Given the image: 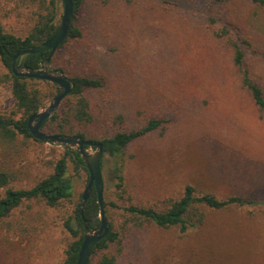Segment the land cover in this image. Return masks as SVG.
Listing matches in <instances>:
<instances>
[{
  "label": "rangeland",
  "instance_id": "1",
  "mask_svg": "<svg viewBox=\"0 0 264 264\" xmlns=\"http://www.w3.org/2000/svg\"><path fill=\"white\" fill-rule=\"evenodd\" d=\"M50 2L0 0V24L25 36ZM54 2L60 24L63 2ZM226 22L232 34L258 43L254 51L264 50V6L250 0H84L76 20L81 36L53 55L50 69L101 78L104 84L86 90L92 122L72 119L61 127L58 121L47 132L81 131L102 139L141 128L151 118L170 120L128 145L123 189L115 159L103 157L107 217L116 231L129 229L122 250L111 247L119 264H264V203L208 210L204 223L186 233L148 223L137 227L124 209L131 203L162 209L187 184L196 194L264 200V113L222 45L219 31ZM251 57L264 73V58ZM37 86L47 94L44 108L57 85L42 80ZM74 103L75 96L68 95L57 111L64 116ZM0 110L20 116L14 114L10 84L0 85ZM65 150L22 135L0 141V171L12 175L0 187V198L8 188H28L51 174ZM68 171L74 181L70 200L57 207L27 201L0 226V264L62 263L73 241L65 221L89 180L71 160Z\"/></svg>",
  "mask_w": 264,
  "mask_h": 264
},
{
  "label": "trees",
  "instance_id": "2",
  "mask_svg": "<svg viewBox=\"0 0 264 264\" xmlns=\"http://www.w3.org/2000/svg\"><path fill=\"white\" fill-rule=\"evenodd\" d=\"M253 4L264 6V0H250ZM84 5V0H74V16L67 38L61 43L60 47L67 46L76 37L81 36L82 31L76 25L78 12ZM215 19H213L214 21ZM59 22L57 20V11L54 0L46 6V11L41 12L32 30L25 36L16 35L7 31L0 24V64L4 68L0 72V85L10 84L12 94L15 98L16 110L14 114L20 113L19 117L5 115L0 110V141L3 143L14 142L19 135L25 138H35L28 126L29 117L39 111L45 105L47 94L37 86L42 80L35 78H27L16 76L12 70V61L14 55L30 46L40 44L51 38L57 31ZM234 27L232 23L226 22L224 27L219 31L222 39V45L231 53L235 66L241 74L242 86L251 94L254 104L260 113H264V73L257 71L254 66L255 58L252 54L264 58V50L261 46L257 49L252 38L241 35L238 31L232 34ZM255 47V48H254ZM55 53V52H54ZM53 53V55H54ZM53 55L50 60H53ZM50 56V50L43 54H33L28 59V64L34 68H38L45 63ZM62 69V68H61ZM75 82V89L70 95L75 96V103L70 110H64V116L57 111L49 121L44 124L43 130L48 131L52 124L60 121L61 127L63 123H69L72 119L77 120L80 124L90 123L94 119L91 100L86 94V90L99 88L104 84L101 78L89 75H73L70 76ZM57 89V86H54ZM50 95L55 93L52 91ZM165 118H151L141 128L115 132L114 135L102 139H92L102 141L105 153L113 157L116 161L115 168L117 177H119V187L124 185L123 171L125 167V155L128 145L136 138L144 136L149 132L158 129L164 123L169 122ZM46 131V132H47ZM58 134H65L58 131ZM83 138H87L85 132L78 131L76 134ZM36 139V138H35ZM89 139V138H88ZM38 140V139H36ZM71 160L76 169L83 168V159L81 155L68 148L64 155L59 158L55 165L54 171L48 176L41 178L35 185L28 188H8L4 195L0 198V226L12 216L27 201L42 200L49 207H57L63 201L71 199L74 191V181L70 176L68 167ZM103 167V161H102ZM89 174V172H88ZM12 175L5 171H0V187L6 186ZM197 188L192 184H187L184 194L178 198H172L166 202L162 209H157L151 205L129 204L126 206L125 214L131 221L134 219L137 227L145 224H154L160 228H179L181 232L186 233L193 228L200 227L206 217L208 210H220L230 207H239L244 205L261 204L252 199H245L241 195H231L225 198L218 197L213 192L196 194ZM82 198L78 203L74 213H72L65 221L67 230L71 233L73 241L66 250V256L61 264H76L79 250L81 248L84 236V222L81 216ZM111 204L117 207L116 202ZM85 217L91 228L100 224L99 204L97 202V194L93 189L92 195L87 201L85 208ZM110 232L102 239L94 249L89 264H119L118 253L111 250L114 245H121L128 234L116 231L112 220H109Z\"/></svg>",
  "mask_w": 264,
  "mask_h": 264
},
{
  "label": "water",
  "instance_id": "3",
  "mask_svg": "<svg viewBox=\"0 0 264 264\" xmlns=\"http://www.w3.org/2000/svg\"><path fill=\"white\" fill-rule=\"evenodd\" d=\"M62 2L63 14L56 33L40 44L17 52L13 57L12 70L16 76L45 80L57 85V92L53 99L47 106L41 108L29 117L28 126L32 135L40 141L59 144L65 149L74 148L81 155L83 166L89 172V180L82 194L81 204L84 236L76 263L89 264L94 249L110 232V223L107 217L104 198V177L102 172V160L105 155L104 144L102 141L83 138L80 135L49 133L43 130L44 124L51 119L62 101L75 89V82L70 76L49 68L50 58L67 38L74 16V0H62ZM48 50H50V56L40 67L34 68L28 64V59L31 55L37 53L43 54ZM90 148H94V151H90ZM93 189H95L97 194L100 224L91 228L85 217V208Z\"/></svg>",
  "mask_w": 264,
  "mask_h": 264
}]
</instances>
